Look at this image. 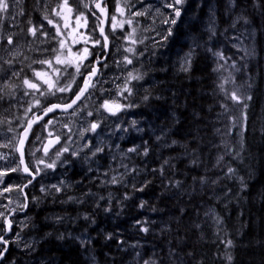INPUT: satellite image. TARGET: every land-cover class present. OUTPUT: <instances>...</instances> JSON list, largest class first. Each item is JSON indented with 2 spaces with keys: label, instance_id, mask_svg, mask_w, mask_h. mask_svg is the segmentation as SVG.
Here are the masks:
<instances>
[{
  "label": "trees",
  "instance_id": "1",
  "mask_svg": "<svg viewBox=\"0 0 264 264\" xmlns=\"http://www.w3.org/2000/svg\"><path fill=\"white\" fill-rule=\"evenodd\" d=\"M193 2L201 7L188 12L164 48L151 49L149 71L139 83L146 84L143 89L150 93V99L142 101L145 90L134 97L140 104L134 114L142 120L144 131L127 135L122 142L126 150L148 141L147 157L129 153L131 163L121 164L144 170L138 175L137 186L145 178L151 184L143 192L121 185L108 191L86 179L87 174L78 168L80 181L97 187L105 200L111 199L112 212L103 211L104 201H100L101 208L90 201L59 205L51 197L34 207L30 204L28 226L20 233L35 240V250L12 247L6 260L15 264H143L149 259L154 264H264V9L258 0ZM37 4L39 7V0L23 1V28L30 17L38 18L32 13L39 11L34 8ZM210 28L215 32L211 39ZM6 30L0 23V32ZM242 40L250 50L248 55L236 44ZM19 41L27 49L24 55L35 56L25 37ZM43 41L48 39L41 38ZM213 52L227 59L220 60ZM189 53L191 62L183 70ZM0 58V77L7 75L9 66L3 61L9 59L14 60V70L23 69L21 79L24 74L31 76L27 59ZM147 74L154 83L148 81ZM12 83L20 84V80ZM233 91L252 97L247 108L230 99ZM14 92L20 99L22 90ZM9 100L11 97L0 101V107L9 106ZM164 160L173 165L165 166L164 176L151 174L150 170L159 168ZM229 167L235 169L234 177L225 176ZM121 170L126 172L124 167ZM30 190L27 192L32 195H44ZM73 190L67 195L76 197ZM126 191L131 198L121 208L116 201ZM141 200L148 206L139 208ZM91 213L95 214L94 225L83 219ZM58 215L66 217L62 224L55 220ZM137 219L149 221L144 225L149 227L148 233L138 231ZM79 233L90 237V242L77 239ZM108 233L111 239L105 238ZM61 235L64 238H59ZM227 240L232 241L231 247ZM31 259L33 263L27 261Z\"/></svg>",
  "mask_w": 264,
  "mask_h": 264
},
{
  "label": "snow or ice",
  "instance_id": "2",
  "mask_svg": "<svg viewBox=\"0 0 264 264\" xmlns=\"http://www.w3.org/2000/svg\"><path fill=\"white\" fill-rule=\"evenodd\" d=\"M13 2H17V0H13ZM258 3L259 7L264 9V0H258ZM112 5L114 11L109 16L107 0H92L91 7L85 0H59L56 8L51 9V12L64 21L63 27L69 29L67 33L62 32L60 25L49 18L47 13L43 19L47 21V25L55 28L54 35L43 30L46 27L43 23L38 27L33 26L28 29L33 37H36L37 33L40 32L41 35L48 38L49 42H56L58 47L51 49L52 55L32 60L27 65L31 70V77L24 74L22 79L23 69L14 70V60L3 61L9 68L6 70L7 75L0 77V101H4L8 97L16 100L14 90L18 88L22 90L21 99L23 97H30V99L24 102L27 107L21 104L23 116L16 117L15 127L11 126L14 121H7L10 125L8 132H12L14 135L9 137L5 143L0 144V148L10 149L9 152H0V161L4 162L0 163V185H2L0 197L12 191L23 194V201L19 202L16 208L9 209L8 205L0 204V208H4L8 212V215H5V211H0V221H2L0 222V264H3L6 258L10 244L16 243L19 239V232L14 230V220L9 219V216H14L21 211L27 215L30 204L34 207L42 199L49 197L52 198L53 203L59 201L61 204H83L86 202V200L78 197L67 195L68 189L73 187L67 178L70 171L73 172V175H77L78 173L74 171L77 167L88 165L83 171L90 173L91 176L85 177L86 179L128 187L123 182L124 174H121L120 178L115 175L108 178V171H104L101 175L105 179L100 181L98 175L100 169H94L91 165L96 163L97 159H106L113 147L117 149L120 147L119 144H105L102 139L105 135L110 138L114 132L118 131L121 133L119 138L123 139L124 134L131 135V133L144 131L140 127L141 122L139 120L125 121L123 118V114H131V109L140 107V104L133 97L139 94V87H143L139 82L144 79L145 75L134 61L138 62L148 47L145 45V49H138L136 46L145 44V39L148 38H137V27L133 26L134 18L149 19L153 25H156L157 21L159 22L158 28L143 29L155 33L151 37V47L156 49L163 47L176 34L190 10H193L194 7H201L193 0H154V2L152 0H123V2L112 0ZM81 6L87 10V14L81 9ZM10 9L9 0H0V13H8ZM62 13H67V15H62ZM73 14L75 26L71 23ZM89 15L94 18L90 28L88 26ZM118 16H127V18L118 19ZM245 23H247L246 20ZM106 24L108 25L107 31L105 29ZM136 24H139L138 20ZM81 28H84L85 31H80ZM214 35V29L210 28L209 39ZM118 41H122L119 47H117ZM6 44H14L12 36L7 37ZM78 44L82 46L77 48L76 45ZM73 48H75L74 52ZM112 48L118 52L122 50L123 53H126L122 59L113 61L126 74L112 76L107 74L106 70L110 71L107 61L111 58L109 53ZM41 51L47 52L49 50L43 49ZM212 54L220 60L227 59L222 53L213 52ZM13 55L14 57L19 56L20 53L17 51ZM184 62V70H187V65L191 62L190 53L186 55ZM33 64H39L42 67L37 70L32 67ZM233 67L235 66L233 65ZM13 78L20 80V84L10 83ZM116 81H121V83H116ZM105 84L114 85V87L105 88ZM141 99L147 103L150 99V93L145 90ZM230 99L242 108H247V101L251 100L252 97L237 95V92L233 91ZM89 117H91L90 120ZM113 117L115 120L110 121V118ZM243 119H246V115ZM3 123L5 121L0 120V124ZM113 124L116 125L114 131L109 132ZM121 125L126 126L121 127ZM159 139L160 137L157 136V140ZM147 145L148 141H143V145H134L121 151L124 156H127L128 153H134L137 156L147 157L149 155ZM112 159H115V156ZM192 163L195 164L196 160L193 159ZM121 166L125 168L127 174H130L126 164ZM165 166L171 168L173 165L170 160H164L159 168H153L150 172L151 174L159 173L163 177L166 170ZM109 170H112L111 165H109ZM141 171L144 170L131 169V172H135L137 175ZM12 173L20 174L17 178L23 179V183H10ZM224 174L234 177L235 169L229 167ZM5 177L8 178L7 181ZM48 177L58 178L55 183L45 184L44 180ZM239 180L242 186H246L243 177H239ZM151 182L145 178L140 182V186L132 183L131 190L143 192ZM179 183L176 181L175 185H179ZM37 185H39V191L44 194L42 197L25 191L29 187L35 189ZM58 194H63L66 199ZM82 195L87 197L93 194L89 190ZM130 198V193L126 191L123 198H118L116 202L123 208L124 201ZM100 201H104L103 211L112 212L111 199L105 200L104 196L98 197L94 201L96 208H101ZM8 203L11 204L13 201L9 200ZM137 206L143 209L148 206V202L141 200ZM116 215H120V213L117 212ZM65 219L64 216L55 217L56 222L61 224ZM83 219L92 225L96 223L94 213L85 214ZM135 223L138 231L149 232V227L144 226L149 221L137 219ZM217 223H221L218 217ZM27 226V224L24 225V227ZM8 233L17 239H11L7 236ZM59 238L64 237L61 235ZM105 238L111 239L112 234H106ZM77 239L85 244L90 242V237L85 238L83 234ZM120 243L124 242L120 241ZM226 244L231 247L232 241L227 240ZM25 247L29 251L35 250L33 245L26 244ZM228 260H231V256H228ZM143 264H154V262L149 259L144 260Z\"/></svg>",
  "mask_w": 264,
  "mask_h": 264
},
{
  "label": "rangeland",
  "instance_id": "3",
  "mask_svg": "<svg viewBox=\"0 0 264 264\" xmlns=\"http://www.w3.org/2000/svg\"><path fill=\"white\" fill-rule=\"evenodd\" d=\"M23 1L24 0H17V2H13V0H9V3L11 4L10 12L0 13V23H3L5 25V27L7 28L6 31L0 32V55L3 57H7L9 55L12 58H18V59H23V58L27 57V61L30 64L31 61L34 59H42L45 57H50L52 55L51 49L53 47H58V45L56 44L55 41H51V42L48 41L47 43H44V41H43V43H42L41 38H43V39H48V38L41 35L40 32L37 33L36 37H33L31 35V33L28 31V29L30 27H33V26L38 27L41 23H43L46 26L45 29H43V30L48 31L50 33V35H54L55 34V28H53L51 25H47V21L43 19L44 15L47 13L49 15V18L53 19L55 23H58L60 25L62 32L67 33L69 31V29H65L63 27L64 21L60 17L55 16L51 12V9L56 8V5L59 2V0H39V3H40L39 7H38V4L34 6V8L38 7L39 11H37V12L34 10L32 11L33 14L37 13L36 17H38V18L33 19L30 17L28 19V22H27L25 28H23L21 26V23H20V18H22L24 16V13H25L22 10ZM85 2L88 3V0H85ZM121 2H123V0H121ZM152 2H154V0H152ZM91 3H92V0H91ZM91 6H92V4H91ZM73 7L75 8V5H73ZM81 9L83 11H85V13L87 14L86 9H83L82 6H81ZM57 10H59V9H57ZM111 10L113 13V11H114L113 5H112ZM21 13H23V14H21ZM62 15H67V13H62ZM126 18H127V16H125V17H119L118 16V19H126ZM137 20L139 21V24H136ZM29 21H31V23H29ZM88 22H89V16H88ZM71 23L73 26H75L74 14H73V18H72ZM81 23H83V21H81ZM133 26L137 27V38H142V37L148 38V39H145V44H141V45L136 46V47H138V49H145V45H148V47L145 49L144 56L140 57L138 62L134 61V63H136L137 67L140 68V71L142 73H147L149 71V70H147V66L149 63L147 57H150L152 55V53H154L153 50L151 51V49H153L151 47V45H152L151 37L154 36L155 33L151 32V31H144L143 29L150 28V27H157L158 28L160 25H159L158 21H157L156 25H153L151 20L140 17V18H134V25ZM125 28H127V25H125ZM128 30L130 31V29H128ZM81 31H85V29L81 28ZM118 32H119V30H118ZM97 35H98V33H97ZM8 36H12L13 41H14L13 45H7L6 44V40H7ZM24 37L27 39L28 42H30V50L32 52L34 51L35 56L33 55V53L24 55V53L27 52V49L25 48V46H23V43L21 41H19V40H21V38H24ZM110 39H111V37H110ZM121 43H122V41H118L117 47H119ZM236 44H237V46H240L244 50L245 55H248L250 53V50L247 47L244 40H242L240 42L237 41ZM81 46L82 45H79V44L76 45L77 48L81 47ZM125 46H127V45H125ZM160 48H162V47H160ZM43 49H48L49 51L42 52L41 50H43ZM17 51L20 53V55L14 57L13 54ZM74 51H75V48H73V52ZM125 54L126 53H123L122 50L118 52V51H116L115 48H112V52L110 55L111 58L107 62L110 66V71L106 70L107 74L109 76L126 74L122 68H118L113 63L114 60L122 59V56ZM0 61H1V59H0ZM35 65L33 64L32 67L36 68L37 70H39L42 67L39 64L37 66H35ZM182 67H185V63L182 65ZM187 67H189V65H187ZM182 69L184 70L185 68H182ZM228 69H229V67L226 68V70H228ZM16 71H19V70H16ZM30 73H31V70H30ZM147 76H148V81L152 82L153 80L150 77V75L147 74ZM144 78H145V75H144ZM14 80H15V78H13L12 81H14ZM12 81H10V83H12ZM142 81L143 80H141L139 83H141ZM116 83H121V81H116ZM152 83H154V81ZM104 86H105V88L114 87V85H108V84H105ZM143 88H146V84H144L143 87H139V93H141V91L145 90ZM19 95L21 96V94H19ZM18 97L16 98V100H14L15 103L17 101H19V103H16L15 106H14L13 100H9V103H10L9 106L3 107V108L0 107L1 108L0 120H3L6 122L5 127L0 126V144L5 143L9 137L14 135V133L8 132V127L10 125L7 123V121L11 120L12 117L14 119L15 117L13 115H15V114H17L19 117H22L23 116V108L21 107V104H23L24 107H27V104L24 102L30 99V97H23V99H21V98L18 99ZM133 99H134V97H133ZM2 106H4V105H2ZM16 110H19V113H17ZM134 112H135V108L130 110L131 114H127V113L123 114V118L125 119V121H129L131 119H137L141 122L140 127H143L142 120L137 118L136 113L134 114ZM7 117H9V119H7ZM13 119H12V121H13ZM88 119L90 120L91 117H89ZM111 120H115V118L114 117L110 118V121ZM11 126L15 127L16 125L13 123ZM124 126H126V125H121V127H124ZM115 127H116V125L113 124L112 127L109 129V132H113ZM133 134L134 133H132L130 135V137ZM120 135H121V133L116 131V132H114V134H112L110 136V138L108 135H105V136H106L107 141L113 140V142H114L115 139L117 137H119ZM127 135L128 134H124V138L121 139V142H123V140H125L127 138L126 137ZM117 144H119V146H120L119 149L113 147L110 151V154L106 157V161H104V159H97V162L93 163L92 165H95L98 162H102L100 169L102 171L103 170L109 171V165L112 164L110 161H114L117 164H119V163H131L127 160V157H129V153L127 154V156H124L122 154L121 150H125V148H123V144L119 143L118 141H117ZM114 148H115V151H114ZM9 151H10V149L0 148V152H9ZM113 156H115V159H112ZM0 163H4V162L0 161ZM127 169L129 172H131V169L129 167H127ZM132 173L135 174V176H134L135 180H133V178H132V175H131ZM121 174H124L123 175L124 184H125V180H128V177L132 178L126 182L128 187H130L132 185V183H136V185L139 183L138 175L135 172H131L130 174H127L126 172L122 173V170H121V172H117V178H120ZM19 175L20 174H18V173H12L10 183H12V184L23 183V179L17 178ZM5 180L7 181L8 178L5 177ZM0 187H2V185H0ZM87 189L88 190L85 192H88L89 190H91V193L93 195L85 197L82 195L85 192H81V193L78 192L77 197H79L80 199L86 200L85 203H87L89 201H90L89 203H94V201H96V199L101 196V193L97 189V187L87 188ZM9 200L13 201V203L9 204L8 203ZM21 201H23V194L19 193L18 191H12L9 193H5L3 197H0V204L8 205L9 209L16 208L17 204ZM57 204L62 205L61 203H59V201H57ZM0 211H5V209L0 208ZM5 215H8L7 211H5ZM26 217L27 216H26L25 212H23V211L18 212L14 216H9V219L14 220V230L19 232L18 241L16 243H12L11 245H12V247L19 249V250L25 249L26 244L33 245V246L35 245V240L25 239L20 233V231L25 228L24 225L28 223V220ZM0 222H2V221H0ZM77 236L80 237L81 236L80 233ZM9 237H11V239H13V240L17 239L15 236H12L11 233H10ZM19 255L20 254H18L17 257ZM27 261H30L31 263H33L32 259L27 260ZM42 261L44 263H48L47 260H42ZM3 264H15V262H14V260L13 261L12 260H10V261L6 260V261H4Z\"/></svg>",
  "mask_w": 264,
  "mask_h": 264
},
{
  "label": "flooded vegetation",
  "instance_id": "4",
  "mask_svg": "<svg viewBox=\"0 0 264 264\" xmlns=\"http://www.w3.org/2000/svg\"><path fill=\"white\" fill-rule=\"evenodd\" d=\"M107 2H108V10L111 12V14H112V10H111V8H112V0H107ZM91 0H88V4H89V6L91 7ZM97 14H98V12H97ZM99 15V14H98ZM93 17L92 16H90L89 15V22H88V26H89V28L92 26V23H93ZM80 31H81V29H80ZM169 41V40H168ZM168 43V42H167ZM167 43H165V46L167 45ZM164 46V47H165ZM164 47H162V48H164ZM156 49H158V50H160L161 48L159 47V48H156ZM111 52H112V50H111ZM111 52H110V54L109 55H111ZM105 87V86H104ZM99 131V130H98ZM120 137V136H119ZM119 137H117L116 139H115V141L113 142V140H111V141H107L106 140V136H104V137H102V139L104 140V142H106L105 144H112V145H116L117 144V141L119 142V143H122L121 142V139L119 138ZM114 151H115V148H114ZM112 164H111V169L112 170H109L108 171V178H110L111 176H113V175H115V176H117V172H121V163H119V164H117V163H115L114 161H110ZM101 165H102V162H98L97 164H95V165H91V167L92 168H101ZM88 167V165H82V166H80V167H77L74 171L76 172L77 170H78V168H82L83 170L85 169V168H87ZM84 172V171H83ZM104 172V170L102 171L101 169H100V173H98V175L100 176V181H103L105 178L101 175L102 173ZM85 173V172H84ZM85 174H87V176H91V174L90 173H85ZM58 177H48V178H46L45 180H44V183L45 184H48V183H55L56 182V179H57ZM67 178L69 179V181L72 183V185H73V187H71V188H74V190L72 191V193L77 197L78 196V192L79 193H81V192H85V191H87L88 189L87 188H91V187H89L88 185H89V183L88 182H86L85 180H83V181H80L81 180V174L80 173H78L77 175H73V172L71 171V173H68L67 174ZM93 181H94V183L96 184V186L97 187H99V188H101V189H107L108 191H111L112 189H116L119 185H112V184H106V183H102V182H99V181H96V180H94L93 179ZM29 189H31V187H29L28 189H25V191L27 192ZM34 190H39V185H37V187L35 188V189H32V190H30V191H34ZM71 191V189L69 188L68 189V191L67 192H70ZM79 198V197H78Z\"/></svg>",
  "mask_w": 264,
  "mask_h": 264
},
{
  "label": "water",
  "instance_id": "5",
  "mask_svg": "<svg viewBox=\"0 0 264 264\" xmlns=\"http://www.w3.org/2000/svg\"><path fill=\"white\" fill-rule=\"evenodd\" d=\"M108 14H109V16H110L109 11H108ZM105 29H106V31L108 30V25H107V24L105 25ZM9 235H10V233L7 234V236H9ZM9 248H10V246H9Z\"/></svg>",
  "mask_w": 264,
  "mask_h": 264
}]
</instances>
